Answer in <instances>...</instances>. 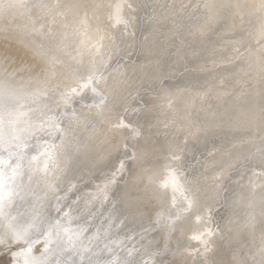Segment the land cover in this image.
Segmentation results:
<instances>
[{"label":"bare ground","instance_id":"6f19581e","mask_svg":"<svg viewBox=\"0 0 264 264\" xmlns=\"http://www.w3.org/2000/svg\"><path fill=\"white\" fill-rule=\"evenodd\" d=\"M4 3L14 264H264V0Z\"/></svg>","mask_w":264,"mask_h":264},{"label":"rangeland","instance_id":"374dc122","mask_svg":"<svg viewBox=\"0 0 264 264\" xmlns=\"http://www.w3.org/2000/svg\"><path fill=\"white\" fill-rule=\"evenodd\" d=\"M137 59V58H136ZM185 71V70H184ZM184 71H183V73H184ZM178 77V78H177ZM177 77H175V78H170V77H168V79L166 78L165 79V81H172V82H179V81H181V78L179 77V76H177ZM173 79V80H172ZM20 96V95H19ZM1 127V126H0ZM0 135H3L2 134V132H1V129H0ZM57 233V232H56ZM55 232H54V234H52L53 236L52 237H50L51 239H50V245H51V243H52V245H54V246H48V250H49V252L50 251H52V256L51 257H53L54 259L55 258H57V257H59V256H62V258H61V261H62V259H63V257L64 256H67V251L68 250H66V239H65V233H64V231H62L61 233L59 232V234L57 233L56 234ZM54 237V238H53ZM57 238V239H56ZM62 238H64V239H62ZM62 241H60V240ZM51 240H53V242L51 241ZM57 241V242H56ZM53 243H55V244H53ZM49 245V244H48ZM64 245V246H63ZM56 246V247H55ZM58 246V247H57ZM61 246V247H60ZM157 246H159V245H157ZM56 248H58V250L56 249ZM66 250V251H65ZM53 251H55V252H53ZM60 252H63V253H60ZM66 252V253H65ZM160 252H162V249H161V251ZM56 253V254H55ZM63 254H65V255H63ZM158 254H157V256H156V258H158ZM163 256V255H162ZM13 259H12V258ZM44 257H46V256H44ZM14 258L15 257H13L12 256V254L11 253H8V251H7V249L5 250V251H3V249L2 248H0V264H14ZM160 258V257H159ZM158 258V260L154 263V264H158L157 262H160V259ZM13 260V261H12ZM46 260V261H45ZM48 261V259H45L44 258V262L46 263Z\"/></svg>","mask_w":264,"mask_h":264},{"label":"snow or ice","instance_id":"6c2138e0","mask_svg":"<svg viewBox=\"0 0 264 264\" xmlns=\"http://www.w3.org/2000/svg\"><path fill=\"white\" fill-rule=\"evenodd\" d=\"M13 7L10 3H4V0H0V11L7 10L9 8ZM6 106L5 102L3 100H0V110H2ZM2 183V182H0Z\"/></svg>","mask_w":264,"mask_h":264}]
</instances>
